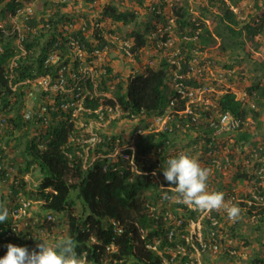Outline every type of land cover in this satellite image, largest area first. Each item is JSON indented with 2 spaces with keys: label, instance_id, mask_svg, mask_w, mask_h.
I'll use <instances>...</instances> for the list:
<instances>
[{
  "label": "trees",
  "instance_id": "trees-1",
  "mask_svg": "<svg viewBox=\"0 0 264 264\" xmlns=\"http://www.w3.org/2000/svg\"><path fill=\"white\" fill-rule=\"evenodd\" d=\"M131 1L141 6L144 4V0ZM32 2L39 4L40 14L26 17L21 30L23 37L19 42L20 46L17 44V32L13 31V25L9 20L0 28V114L4 118V124L0 126V164L3 166L1 174L7 178L9 167L17 172L11 191L16 196L23 192L27 199L36 201L41 211L37 214L38 218L42 217L44 212L65 216L67 237L77 241V253H86L89 263L100 264L104 247L112 242L118 244L120 251L117 257L124 261L142 262L145 258L156 261L158 256L146 249V242L157 240L160 236L162 239L160 247L175 245L182 241L174 236L170 242L166 237L171 225L164 221L163 216L158 215V205L161 200L166 202L164 193L167 195L174 193L168 188L162 189L160 182L153 179L151 172L155 169H158L159 173L163 172L167 167L166 161L176 157V151H172L168 146L172 141L171 137L179 128L194 126L196 124V120H193L194 112L199 110V107L190 103L194 111L192 115L188 114L186 119L178 117L179 111L186 109L185 100L189 101V97L182 99L176 85L182 84L180 89L183 90L186 86L201 84L193 78L196 77V73L192 71L195 66L193 64L196 58L195 50L203 51L219 41L224 49L232 47L245 52L253 70L261 73L262 77H256L257 81L247 91L255 106H264V84H260L264 79V58L253 49L257 46L255 37L264 33V3L259 4V1H256L254 17L240 29L235 14L228 9L219 15L218 22L211 29L205 23V14L193 20L185 8H174L179 37L187 39H182L179 49L172 56L162 58L155 66H150L143 72H132L126 80H119L121 78L119 73L115 74L112 67L104 66L105 71L95 84L90 76L80 71L81 64L96 57V52L114 49L112 43L116 41L111 43L108 39L114 40L115 37L118 41L121 37L118 30L122 27L134 26L124 39L133 40L130 50L136 60L141 50L150 42L154 43L155 48L165 50L166 47L163 46L167 41L165 37L161 38L162 45L158 46V39L151 40L150 36L157 32V25L165 20L166 0L151 2L147 8L149 15L144 22L139 21L136 10L132 8L122 10L114 0L104 5L97 18H87L79 26H76L74 18L69 13L63 11L66 7L65 0H0L1 17L8 19L15 16L25 3ZM241 36L244 39L241 40ZM120 52L125 56V53ZM53 55L56 56L54 62L50 60ZM203 62L205 61L197 62L196 68H202ZM41 76H50L58 86H63L66 90L73 89L74 93L58 92L52 105L44 103L43 97L34 98L37 100L38 114L25 119L26 92L23 89L25 85L20 83ZM15 84L19 86L14 91L11 87ZM111 84L114 87L113 100L93 94L94 89L101 93L110 92ZM87 89L90 93L83 98L82 108L83 114L88 118L101 119L102 116L107 119L108 110L118 106L122 117L130 121L141 115L153 117L169 113L170 126L157 133L141 134V139L134 143V156L122 140L104 134L100 142L96 143L90 157L110 155L118 148L125 150L113 159L99 157L85 167L82 158L84 148L79 147L78 130L73 116L75 107L63 109L62 106L79 100ZM217 108L220 114H230L240 124L233 131L218 132L211 124L206 123L202 135L195 138L201 143L203 150L215 152L222 149L229 136L234 138L231 148L239 142L254 145L253 136L243 131V128L249 117L258 122L260 113L255 111L248 101L239 99L237 94L230 90L219 97ZM202 114L207 119H216L213 118L216 116L213 109ZM46 119H51V123L44 127L42 123ZM53 120L55 122H52ZM27 125L38 134L27 140L20 137L19 144L25 139L22 141L24 149L20 153L15 149L16 139ZM233 132L237 134L235 137ZM23 133L28 135L26 131ZM257 152L264 156V147H260ZM9 153H12V158L8 156ZM262 168L264 163L258 164L256 175ZM37 171L40 175L39 182L35 187L28 188L23 181L24 175ZM246 177L247 175L241 176L242 179ZM168 185L166 183L167 187ZM256 194L262 196L264 200V188L259 186ZM250 198L254 200L253 197ZM30 205L29 202L28 206ZM150 206L155 207V210L150 212ZM176 207L181 210L177 208L173 215L177 220L181 219L180 228L186 229L187 222L195 217V212L183 203H178ZM163 208L164 213L170 212V205L167 202ZM29 215L27 212L25 218ZM210 216L211 218L205 220L203 233L206 236L214 232L218 236L223 219L215 211H212ZM212 220L216 224H212ZM39 221L37 225L43 228L47 226L51 229L54 225L47 217H43L44 222L41 219ZM113 222L118 224L122 233L115 241L113 236L117 232ZM234 229L235 227L232 232ZM12 231L14 230L10 222L0 223L2 244L0 258L6 255V245L11 241L17 242V244L11 242L15 246L29 247L28 242L20 241L23 233ZM141 233H146V242L141 238ZM91 237L100 244L91 243ZM227 256L231 257L228 254ZM260 262L263 263L264 260L261 259Z\"/></svg>",
  "mask_w": 264,
  "mask_h": 264
},
{
  "label": "rangeland",
  "instance_id": "rangeland-1",
  "mask_svg": "<svg viewBox=\"0 0 264 264\" xmlns=\"http://www.w3.org/2000/svg\"><path fill=\"white\" fill-rule=\"evenodd\" d=\"M9 1V0H5ZM66 7L63 11L69 13L75 20L76 26L86 21V19H95L99 16L102 8L106 3L111 0H65ZM156 0H144V4L141 6L135 1L131 0H114L117 5L122 9H134L138 13L139 21L145 20L148 12V5ZM256 1L257 0H166V17L165 20L157 25V32H153L150 36L152 39H158L165 37L167 39V46L165 50L155 48L154 43L150 42L146 48L141 50L138 60L135 56L129 58L124 56L120 51L122 50V42L126 41L124 38L130 34L133 25L122 27L118 30L121 34L120 39L117 42L112 43L115 48L111 51L105 49L103 52L97 53L96 57L87 59L84 64H81L82 73L90 76L89 78L96 84L100 80L101 74L104 73V66H110L113 68L114 73H119L121 79L126 80L132 72H143L150 66H155L162 58L172 56L175 51L180 47L182 39L187 37H179L178 25L176 24L174 17V8H185L188 11V15L194 20L205 14V23L212 29L218 22V17L223 14L225 10H231L236 16V20L239 25L238 28H242L243 25L252 20L256 13ZM259 4L264 3V0H258ZM1 5V4H0ZM40 7L37 2L25 3L22 8L19 9L17 15L3 19L0 14V28L2 25L7 24L9 20L12 25L17 26L18 29L23 28L24 21L27 16L40 14ZM40 17V16H38ZM244 39V37H240ZM113 41V40H112ZM226 41V40H225ZM257 46L253 47L256 54L264 58V33L255 37ZM199 47V45L197 46ZM252 49V50H253ZM160 50V51H159ZM124 53V52H123ZM196 58H194L192 71L196 73V77H193L198 83H201L198 88L196 86H186V88L193 93L189 101L185 100L186 109L179 111V118L186 119L187 111L190 109V103L199 107L196 115L198 116V123L194 126H185L183 129H178L172 135V141L169 143V148L176 153L187 152L188 154L196 157L202 167L211 169V174L208 179L209 191H220L225 193V204L227 207L231 205H238L241 209L239 218L233 222L228 219L226 207L216 211L223 221L220 223V235L222 239L220 252L216 255H209L203 258V264H264L260 262L264 260V200L262 196L257 195L258 187L264 188V168L258 172L256 168L258 164L264 163V156L260 155L257 150L260 147H264V106H255L253 100L250 98L247 89L257 81L256 77H262L261 73L255 72L251 65L247 54L240 49L229 47L224 49L223 45L217 41V44L207 48L205 50H195ZM135 59V60H134ZM203 60V67H197V62ZM264 84V79L260 84ZM31 87V86H30ZM29 87V88H30ZM28 88V89H29ZM26 92L27 87L23 88ZM55 88L50 90L40 89L37 90L33 97H27L25 93V112H29L31 115L38 114L36 109L37 97H43L44 103L53 104L54 98L57 95ZM114 87L110 86V92L101 93L98 90L93 91L94 95L113 97L112 92ZM233 91L237 94L238 98L243 101H248L250 106L260 113L258 122H255L249 117L244 125L243 131H247L253 136L252 143L254 145L241 144L240 142L231 148L234 138L229 136L225 140L226 145L222 149H216L215 152L204 151L201 143H198L195 138L202 135V129L205 128L206 123L210 121L202 114L204 111H215V117L218 119L220 113L218 112L217 103L219 97L226 91ZM50 91V92H47ZM47 93V94H45ZM90 93L89 89L85 92V96ZM44 94V95H43ZM185 96V95H184ZM82 97V101H83ZM110 99V98H109ZM182 103H179L181 105ZM264 104V100H263ZM78 107H81V103H78ZM78 109L75 116V125L79 129L77 135L79 141V147L84 148V160L85 167H88L95 159L94 156L90 157L94 150V141L88 139L86 135L91 137H102L104 134L113 135L124 142L125 146L130 147L134 142L141 139V134L145 133H157L164 131V128L170 126L169 118H160L158 116L146 117L141 115L133 120H127L120 112L109 113L108 119L101 117V119H92L85 116ZM52 122H55L53 120ZM179 124V122L177 121ZM176 123V124H177ZM192 124V123H191ZM180 125V124H179ZM193 125V124H192ZM180 127V126H179ZM172 129L171 127H169ZM28 132V135H24L23 132ZM23 133V134H22ZM22 133L17 138V147L15 149L20 153L24 149L25 139L31 138L34 134L32 127L25 126L22 129ZM24 135V136H23ZM234 137L237 135L233 132ZM24 137L19 144L20 137ZM134 141V142H133ZM81 152V151H80ZM13 153V152H12ZM12 153L8 156L12 158ZM17 155V154H16ZM89 162V164H87ZM152 161H150L151 163ZM18 175L13 170L10 175L5 178L0 173V203H3L9 210V216L6 220L10 222V226L13 222V210L18 207L22 199L28 200L31 205L28 209L30 214L27 220L29 225L20 226L17 231L21 234V242L29 243V251L37 250V245L40 243L54 244L62 237H67V220L63 214H54V225L49 229L47 226L40 227L37 225L39 219L43 221V217H48L49 212L42 213V217L38 218V213L41 212L40 205L32 200L27 199L21 192L16 196L11 191V185L14 182V176ZM247 175L242 179L241 176ZM156 180L160 182V185L165 188L168 183L163 172H156L154 176ZM40 175L37 172L25 174L23 181L28 188H33L39 182ZM172 187V185H169ZM170 189V188H168ZM173 191V189H170ZM165 194V193H164ZM170 197L172 195L168 194ZM253 197L254 200H252ZM166 201V200H165ZM167 202V201H166ZM164 200L161 207H164ZM180 203L174 199H169L167 204L170 205V213L172 217L176 218L173 213L178 208L176 205ZM195 209L193 207H190ZM80 209V206H79ZM180 211L181 209L178 208ZM212 212V211H211ZM211 212H201L197 210L198 218L194 225L190 229V233H201L204 231L205 219ZM262 212V213H261ZM260 219L262 221H260ZM43 223H41L42 225ZM260 225V227H258ZM233 227L235 231L232 232ZM234 233V235H232ZM15 241V240H14ZM12 242V241H11ZM9 242L8 244H11ZM13 243V242H12ZM17 244V242L13 243ZM2 244H0L1 246ZM230 255L231 257L227 256Z\"/></svg>",
  "mask_w": 264,
  "mask_h": 264
},
{
  "label": "clouds",
  "instance_id": "clouds-1",
  "mask_svg": "<svg viewBox=\"0 0 264 264\" xmlns=\"http://www.w3.org/2000/svg\"><path fill=\"white\" fill-rule=\"evenodd\" d=\"M13 31L17 32V35H18L17 44L20 46L19 42L21 39L19 35H22L23 37L21 29H18L17 26L13 25ZM113 39H115V37ZM108 41L117 42V39L113 41L108 39ZM126 42H128L130 45L129 51L131 55L128 56L126 52L124 51L123 47H122V50L125 53V56L132 58L134 54L131 52L130 47L133 45V40H129ZM160 45H162V42H159L158 46ZM163 46L166 47L167 45L163 44ZM97 53L99 52H96V54ZM119 80H121V78ZM199 86H196V88H198ZM185 92L186 93L189 92V90L186 87H185ZM188 95L189 94H186L185 96L183 95L182 99L189 97ZM83 97H85V94L83 95ZM99 97H105V96L101 95ZM109 98L113 100V97H108V99ZM189 100H190V97H189ZM193 105L196 107L195 104ZM111 112L116 113V112H120V110L118 109V106L115 107V109L113 110L109 109L108 116H109V113ZM187 112L188 113L185 116H187L188 114L192 115V112L194 111L190 107V109ZM194 114L195 115L193 117V120H196L195 123L197 124L198 116L196 115L195 112ZM221 115L222 114H220V116ZM158 117L160 118L166 117L170 119L169 113H166L164 116H158ZM218 119H214V120L209 119L210 121H208V123L209 124H211L212 122L216 123ZM76 128L79 133V129L77 126ZM99 138L101 139V137ZM88 139H91V135L88 136ZM134 143L130 147L127 148L128 150H131L133 156L135 153ZM95 146H96V143H94V148ZM124 150L125 149L118 148L114 153L110 155H106V156L104 155L96 156L95 155L94 160H96L99 157L101 158L108 157V158L113 159L117 156L118 153L120 152L123 153ZM127 157L128 155L126 156V158ZM166 164H167V167L163 170V176L165 180L168 182V184L172 185L171 188L173 189V193H174L171 197H168L167 193H165L166 198L174 199L187 206L193 207L201 212H211V211L219 210L221 208L226 207L227 216L229 220L235 222L239 218L240 213H241L240 207L238 205H231L230 207H227L225 204V199H224L225 193L220 192V191H209L208 190V179L211 174V169L207 167H202L196 157L188 154L187 152L176 153V157L168 159L166 161ZM135 168L137 169V167ZM152 177L153 179H155L153 175ZM161 187L164 188L163 186ZM22 201H25V200L22 199ZM26 214H27V210H26ZM54 214H57V213H54ZM52 215L53 213L49 212L48 217H47L49 221L55 219L54 216ZM8 216H9L8 208L3 203H0V223H4L8 219ZM21 221H23V219L18 220V222H21ZM113 224L115 225L116 227L115 230L117 232V233H114V236H113V241H115V239L119 237L122 233H120L121 229H119L118 224H116L115 222H113ZM22 226H26V225H22ZM11 228H12V225H11ZM90 242L93 244L94 243L97 244L98 242L100 244L99 241L97 242L95 241L94 237L90 238ZM109 245H115L116 247H118V244L116 242H112ZM6 247H7V253L5 256L0 258V264H91L88 261L86 253H79V254L77 253L76 249L78 247V243L76 240H74L71 237H62L59 240H57L54 244L40 243L37 245L38 251L37 250L29 251L27 247H18L13 244H8L6 245Z\"/></svg>",
  "mask_w": 264,
  "mask_h": 264
},
{
  "label": "built area",
  "instance_id": "built-area-1",
  "mask_svg": "<svg viewBox=\"0 0 264 264\" xmlns=\"http://www.w3.org/2000/svg\"><path fill=\"white\" fill-rule=\"evenodd\" d=\"M19 37L21 39L22 35H19ZM122 44H123L122 47L124 51L126 52L128 56H130L131 53L129 51V46H130L129 43L125 41V42H122ZM163 44L167 45V43H163ZM79 54L81 55V53ZM50 60L52 62L56 61V56L55 55L51 56ZM176 78H181V77H176ZM20 84L25 85L23 87H27L26 89L27 97H33L35 92L40 89L50 90L52 88H55L56 92H64V93H70V94L74 93L73 89L66 90L63 88V86H58L56 83H54L51 80L50 76H41L34 80L23 81ZM181 85L182 84H179V85L177 84V88H179V91L182 94V96L186 94H189L190 96L193 95V93L190 91L186 93L185 88L183 90L180 89L182 87ZM18 86H19L18 84H15L13 85V87H11V89L15 91L17 90ZM47 92H50V91H47ZM75 95L77 97L79 96L78 94H75ZM79 102L81 103V107H78ZM71 106L75 107L73 111L74 112L73 116H76L78 109H81L80 112L82 113L83 111L82 97L73 103H66L62 107L63 109H66ZM44 110L45 108L43 109V111ZM24 118L30 119L31 114L29 112L27 113L25 112ZM50 123H51V120L46 119L43 121L42 126L47 127ZM3 124H4V118L2 114H0V126H3ZM239 124H240L239 121L234 119L230 114H222L216 123L215 122L211 123V126L216 128L218 132H222V131H229V130L233 131L239 126ZM33 134L37 136L38 132L34 130ZM91 140H93L94 143L100 142L99 137H91ZM2 170H3V166L2 164H0V173ZM7 170L8 171L6 175L8 176L13 171V169L9 167ZM156 172H157V169L152 171L151 174L153 176H156ZM168 188L172 189L171 186H168ZM168 197L170 196L168 195ZM169 199L170 198H166V201L168 202ZM162 201L163 200H161L160 202ZM28 205H29V202L22 201L20 204V207L13 210L12 216H13L14 222L12 224V230L14 231H12V233H14L18 227L29 224L27 221L18 222V220L24 219V217L26 216V210L29 207ZM161 205L162 203H159L158 205L159 207L157 211L158 215L163 216L164 221L169 222V224L171 225V229L169 233H166L167 239L170 240V242H172L174 236L179 237L182 243L160 247V243L162 240L161 236L157 240H153L152 242L148 243L145 241L146 233H141L142 234L141 238L146 242V249L152 251L155 255L158 256V258H156V261H154V259H146V258L142 262H135L133 260L124 261L123 259H120L117 257L120 251L118 247H116L115 245H107L104 248V254L101 258L100 264H203L204 257L209 256V255H216L220 252L221 244H222L220 233L218 234V236L214 232L208 233L206 236H205V233H203V231L201 233H190L191 227L194 225V223L196 222L198 218L197 209H192L190 208V206H187L189 209L195 212V217L193 219L192 218L189 219L186 225L187 226L186 229H182L180 228L181 219L177 220L176 218L172 217L170 212L164 213L163 211L164 208L161 207ZM153 210H155V207L150 206L149 211L152 212ZM210 215L211 213L207 215L206 219L211 218ZM212 224H216V222L212 220ZM177 232H180V233H177ZM12 233H9V235H11ZM157 259L159 260L157 261Z\"/></svg>",
  "mask_w": 264,
  "mask_h": 264
}]
</instances>
